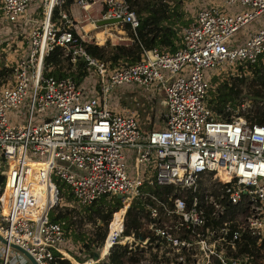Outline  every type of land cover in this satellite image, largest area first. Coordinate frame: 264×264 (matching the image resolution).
I'll return each instance as SVG.
<instances>
[{
	"label": "built area",
	"instance_id": "built-area-1",
	"mask_svg": "<svg viewBox=\"0 0 264 264\" xmlns=\"http://www.w3.org/2000/svg\"><path fill=\"white\" fill-rule=\"evenodd\" d=\"M64 1L0 0V23L17 22L22 13L24 22L35 6L42 12L12 80L0 91V234L38 264H57L59 258L97 264L115 246L123 247L121 264H251L238 248L244 234H264V123L238 113L243 103L227 105L220 117L206 99L213 75L259 58L264 64V0H224L223 9L203 4L181 26L176 50L140 42L138 61L114 67L91 55L83 42L97 43L89 33L96 26L120 25L114 44H132L139 17L129 1L72 0L70 9L62 7ZM232 4L243 9L224 10ZM103 18L120 20L98 24ZM251 21L258 24L255 30L233 37ZM5 31L0 25V41ZM56 46L68 63L83 59L95 84L92 73L78 82L45 74L44 57ZM125 82L164 105L162 128L143 129L136 112L108 106L111 90ZM24 100L25 119L9 124L7 111ZM124 149L133 158L131 175ZM36 166L40 181L33 179ZM58 182L76 205L121 194L97 257L71 254L64 220L51 219L65 204ZM155 186L157 191L150 188ZM137 200V224L127 229L126 212ZM116 212L119 221L112 227ZM9 248H0L3 264H13Z\"/></svg>",
	"mask_w": 264,
	"mask_h": 264
},
{
	"label": "trees",
	"instance_id": "trees-1",
	"mask_svg": "<svg viewBox=\"0 0 264 264\" xmlns=\"http://www.w3.org/2000/svg\"><path fill=\"white\" fill-rule=\"evenodd\" d=\"M72 0H65L62 7L68 8ZM132 8L136 11L139 17V25L136 27L137 39L135 38L132 44H112L106 40L102 44L83 42L86 50L93 56L105 60L110 67L118 66L119 64H131L140 59L141 45L145 47H160L167 48L171 51L176 50L181 45V26L188 22L183 16V11L180 9V3L174 2L172 5L164 0H127ZM58 6L53 10V17H56ZM129 29L128 25H125ZM139 40V41H138ZM60 56V47L56 46L47 56L44 57V72L45 74L54 75L56 77L71 76L77 82L81 76L92 73L90 66H87L81 58L76 63L65 67ZM3 73V70H1ZM228 72L211 77L212 85H214L206 99V105L211 108L218 116L223 117L227 114L224 111L227 105L237 107L240 104L242 87L244 83L248 88V96L254 106L239 110L248 119L257 123H264V64L259 58L254 63H239L236 69L225 76ZM121 99V98H120ZM141 106L134 107L136 116L141 122L143 129H149L155 124L153 117L155 114L156 101L145 97ZM158 104V103H157ZM164 110V105L161 106V112ZM144 117V120L141 119ZM159 121H162V115ZM4 184V174L0 173V189ZM62 191V197H71L66 191V185L63 182H58ZM156 189L155 187H150ZM157 191V189H156ZM72 198V197H71ZM121 206L120 198L116 196H108L103 194L88 205H77L76 207L60 209L57 213H51V219L64 220L63 226L68 237V251L80 260H85L93 255L95 249L101 246L106 227L103 230H97L95 233L85 234L82 230H78L83 222V218L98 224L102 222L107 225L111 214ZM136 207L140 208V203H133L126 212L125 224L128 229L131 225L137 224ZM237 206H229L230 210ZM75 215V217H74ZM118 218V217H117ZM126 229V230H127ZM245 235V240L238 248V253L246 254L248 262L257 264V255L260 248L264 247V234L259 236ZM123 247L115 246L106 255V261L98 262L97 264H121V256ZM0 264H3L2 249L0 250ZM57 264H71L67 258H59Z\"/></svg>",
	"mask_w": 264,
	"mask_h": 264
},
{
	"label": "rangeland",
	"instance_id": "rangeland-1",
	"mask_svg": "<svg viewBox=\"0 0 264 264\" xmlns=\"http://www.w3.org/2000/svg\"><path fill=\"white\" fill-rule=\"evenodd\" d=\"M158 1V0H157ZM168 2V4L172 5L174 2L178 1L180 4V9L183 11V16L185 19H188V22L194 17L196 10L198 7H200L203 4L206 3H215V5L221 7V4L224 2V0H164ZM223 9V7H221ZM241 11L243 9L242 6L238 4H232V5H225L224 10L225 11ZM24 13L21 14L17 22H4L0 23L6 30L1 35V41H0V91L5 86V84L10 83L9 81L13 78V68L14 63L18 57L23 55L27 51L28 43L27 40L30 36L32 28L37 26L40 22V19L42 18V12L41 8H32L28 9L26 19L23 22L22 16ZM259 17H262L260 15ZM36 19L35 22L31 21L30 19ZM88 28V26H85ZM258 27V24H256L254 21H251L250 23L240 27L235 33L234 38H244L249 31H253ZM122 26H114V25H105L101 26L100 28H94L89 31L91 34L90 36L94 35V38L92 37V40H95L98 44L104 43L106 40H108L110 43H115V34L118 32V29H121ZM123 29V28H122ZM125 30V29H124ZM63 65L66 67L68 65V62L64 59L62 61ZM3 70V73L1 72ZM233 74L232 71L225 74V76ZM90 78L91 81H93V84H95V81L97 80L96 75H93ZM85 86L87 82L83 83ZM214 86V85H213ZM242 87V96L240 97V104L243 103V105L246 108L253 107L254 104L250 101V96H248L249 88L244 84H240ZM111 93L113 95L108 97V106L110 108L115 109L118 112H124L126 110L128 111H134V107L141 106V103L145 100L146 93L144 90L138 86L136 83L132 82H125L121 85L115 86ZM121 98V99H120ZM156 108H155V114L153 117V123L155 124L154 128H162L164 126V121H159L161 118L162 112H161V106L163 105L159 99L155 100ZM26 105L25 100L22 102L21 105L18 107L11 108L7 111V116L9 119V124L13 125L16 123L21 122L22 119H25L24 113L26 112V108L24 107ZM241 108V107H240ZM237 110V109H236ZM242 110V109H241ZM240 112V111H239ZM238 112V113H239ZM220 118V117H219ZM142 120H144V117H141ZM126 153H128V157H126V163H127V171L129 175L132 174L134 171V163L132 155H130V149H124ZM142 169H144V166H141ZM43 173L40 166H36L33 174V179L36 181L42 180ZM61 202H64L63 204V210L66 208L76 207V203L72 200L71 197H63L61 199ZM68 206V207H67ZM60 208V206H58ZM75 216V215H74ZM106 227L105 223L100 221L98 224V221L96 219L95 223L83 218V222L80 226H77L78 230H82L85 234L95 233L97 230H103V228ZM4 247V245L0 242V248ZM101 249V248H100ZM102 252H105L103 249ZM9 259L13 264H31L30 261L21 254L17 249L10 247L9 248ZM257 259L259 262L264 263V247L260 248V252H258Z\"/></svg>",
	"mask_w": 264,
	"mask_h": 264
},
{
	"label": "water",
	"instance_id": "water-1",
	"mask_svg": "<svg viewBox=\"0 0 264 264\" xmlns=\"http://www.w3.org/2000/svg\"><path fill=\"white\" fill-rule=\"evenodd\" d=\"M119 20H120V18H103V19L98 20V24L105 25V24H109V23L116 22ZM116 196L118 198H120L121 194L118 193V194H116ZM0 242L4 246H9V247L17 249L21 254H23L30 261L31 264H38L37 261L35 260V258L33 257V255L27 249H25L24 247H22L16 243L9 242L6 238H4L2 236V234H0ZM97 256H98V253L95 250L93 252V257H97Z\"/></svg>",
	"mask_w": 264,
	"mask_h": 264
},
{
	"label": "bare ground",
	"instance_id": "bare-ground-1",
	"mask_svg": "<svg viewBox=\"0 0 264 264\" xmlns=\"http://www.w3.org/2000/svg\"><path fill=\"white\" fill-rule=\"evenodd\" d=\"M97 27H100V26H96L95 28H97ZM32 194H33V193H32ZM35 199H36V197L34 198V200H35ZM118 215H119V212H116L115 215H114V218H113V220H112V227L116 224V222L119 221L118 218H117ZM117 220H118V221H117ZM109 241H110V237L107 238V243H106L103 247H101V249L99 250V254H100V255L104 254V252H102L103 249L106 251V249H107V245H108ZM66 254L69 255L68 253H66Z\"/></svg>",
	"mask_w": 264,
	"mask_h": 264
},
{
	"label": "crops",
	"instance_id": "crops-1",
	"mask_svg": "<svg viewBox=\"0 0 264 264\" xmlns=\"http://www.w3.org/2000/svg\"><path fill=\"white\" fill-rule=\"evenodd\" d=\"M68 8L70 9V7L68 6ZM71 8H72V6H71ZM74 8V7H73ZM75 9V8H74ZM101 27V26H100ZM100 27H98V28H100Z\"/></svg>",
	"mask_w": 264,
	"mask_h": 264
}]
</instances>
